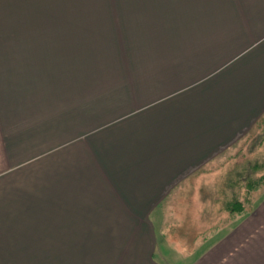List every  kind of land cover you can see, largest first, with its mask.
<instances>
[{
  "label": "crops",
  "instance_id": "crops-1",
  "mask_svg": "<svg viewBox=\"0 0 264 264\" xmlns=\"http://www.w3.org/2000/svg\"><path fill=\"white\" fill-rule=\"evenodd\" d=\"M91 8L0 28V264H264V0Z\"/></svg>",
  "mask_w": 264,
  "mask_h": 264
},
{
  "label": "rangeland",
  "instance_id": "rangeland-1",
  "mask_svg": "<svg viewBox=\"0 0 264 264\" xmlns=\"http://www.w3.org/2000/svg\"><path fill=\"white\" fill-rule=\"evenodd\" d=\"M105 2L109 3L110 0H0V19L2 18L1 20H3L2 21L3 24H0V28L1 27H6L5 29L18 28V25L16 27H14L13 25L11 26V23H13V14L11 13V15H10L9 10L14 8V13H17L16 10H18L19 6L22 10L27 9V7H29V5L30 6L36 5L39 7H46V8H51V9L54 8V10H55V8H65V7L67 8L68 7L70 10V16H69L70 20L69 21L78 22L79 19H81V20L83 19L82 16H80V14L78 13L79 8L81 6L92 7L90 9L92 11L94 8L103 7L105 5ZM58 10H61V9H58ZM26 17H27V20L24 18V16H22V19L17 18V16H16V19L14 20V22L17 24H21L24 22L29 23L31 20H30V18H28V16H26ZM260 130H261L260 132L262 134H264V125H261ZM251 139H249V141ZM261 139H260L261 140L260 143H258L256 141L255 142L254 141H250V142L248 141L247 143H245V147H246V155L245 156H246V158H245L244 162L246 165L250 160V159H248L249 156H251V155H249V152H252L253 150L257 149V147H259V145H262L260 153L256 152V156L258 157V159L256 158L254 164H252L251 166H246L248 169H246L245 175L240 176L243 179H245V181L242 178H240L239 182L237 184V189L240 191L241 195H242V192H244L247 194L246 199L251 198V201L248 202V209H247L246 213L249 212L252 209V207L259 200H261L264 197V137H261ZM254 156L250 157L251 158L250 162H253ZM240 167H241V165H240ZM250 167L254 168L253 169L254 173ZM214 192L215 191L207 192L208 195L206 198L208 201H212L213 198H217L215 196L219 197V195H222V192H220V191L215 192V193ZM241 198H242V200L244 199L243 196H241ZM242 200L237 199V204H240L242 206L243 201H245V200H243V201ZM204 201H205V199H204ZM214 201H216V199ZM225 201L227 202V200H225ZM220 205L223 206L222 203H220ZM223 207H225V206H223ZM228 207L232 211L231 205H229ZM186 209H188V210L194 209L195 210L196 208L195 207H188ZM209 209H210V207H209ZM235 209H237L236 205H235ZM155 216H159V215L156 214ZM9 245H12V244H9ZM41 250L45 251L44 248L43 249L40 248V250H38V251H41ZM46 251H48V249ZM22 257H23V258H21L23 261L22 264H68V261H67L68 257L65 259H60V258L52 257V254L47 255L48 260H47L46 256H39L37 254L32 255V256L25 255ZM70 263H72V262H70Z\"/></svg>",
  "mask_w": 264,
  "mask_h": 264
},
{
  "label": "trees",
  "instance_id": "trees-1",
  "mask_svg": "<svg viewBox=\"0 0 264 264\" xmlns=\"http://www.w3.org/2000/svg\"><path fill=\"white\" fill-rule=\"evenodd\" d=\"M229 205H231V209L234 210L235 209V205L237 206V201L236 202H232Z\"/></svg>",
  "mask_w": 264,
  "mask_h": 264
}]
</instances>
